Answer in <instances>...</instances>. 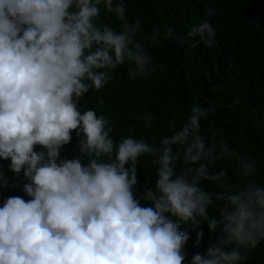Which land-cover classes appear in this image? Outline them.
I'll return each mask as SVG.
<instances>
[{
	"label": "clouds",
	"instance_id": "clouds-1",
	"mask_svg": "<svg viewBox=\"0 0 264 264\" xmlns=\"http://www.w3.org/2000/svg\"><path fill=\"white\" fill-rule=\"evenodd\" d=\"M102 12L114 15L119 29L101 22ZM214 15L209 6L206 19L181 37L173 27L142 31L125 0H0V159L27 181L29 197L0 206V264H245L264 241V186L254 159L219 130L202 131L215 101L193 103L158 142L143 135L117 141L109 117L80 108L120 66L127 65L129 79L162 68L152 46L213 47ZM156 119L143 115L144 128ZM73 132L79 155L62 158ZM142 157H150L154 184L140 183ZM220 161L234 163L236 183L228 167L212 171ZM7 187L19 181L9 185L0 172V188ZM205 223L215 240L189 261L187 243L195 232L194 246H201Z\"/></svg>",
	"mask_w": 264,
	"mask_h": 264
},
{
	"label": "trees",
	"instance_id": "trees-1",
	"mask_svg": "<svg viewBox=\"0 0 264 264\" xmlns=\"http://www.w3.org/2000/svg\"><path fill=\"white\" fill-rule=\"evenodd\" d=\"M125 3L130 21L143 20L142 31L150 32L154 25L173 27L181 37L202 23L206 9L213 7L215 15L210 23L215 28L214 46L208 48L202 42L192 46L194 41L183 47L174 42L152 46L153 61L163 65L162 68L147 78L129 79L127 65L120 66L104 89L85 95L80 101L81 111L92 108L98 116L109 117L114 128L111 136L117 141L128 135H143L158 142L161 136L170 134V121L179 127L186 120L193 103L215 101L217 112L202 121V131L210 134L219 130L235 151L254 159L258 167L256 180L264 186V0H125ZM101 22L119 29L120 22L114 15L102 12ZM213 85H219L222 91L213 92ZM97 96L103 99L102 104ZM234 101L238 103L232 109L219 106ZM146 113L157 118L151 130L144 128L142 117ZM72 135L71 143L62 148V158L79 155L78 138L74 132ZM9 163L10 160L0 159V172L5 174L9 185L18 180L19 187L0 188V206L9 197L29 199L22 191L27 181L22 175L16 177L8 168ZM82 163H87V157L82 158ZM224 167L229 168V178L236 183L234 163L220 161L212 171ZM140 168L141 185L154 184L150 157L141 158ZM204 187L213 190L211 182ZM209 211L210 215L215 214V209ZM202 228L205 236L201 246H194L195 232L187 243L189 261L193 253H203L209 242L215 240L206 223ZM245 264H264V241L250 252Z\"/></svg>",
	"mask_w": 264,
	"mask_h": 264
}]
</instances>
